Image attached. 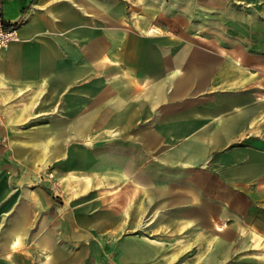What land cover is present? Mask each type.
Wrapping results in <instances>:
<instances>
[{
  "label": "crops",
  "instance_id": "0c3cea01",
  "mask_svg": "<svg viewBox=\"0 0 264 264\" xmlns=\"http://www.w3.org/2000/svg\"><path fill=\"white\" fill-rule=\"evenodd\" d=\"M228 12H238L235 26L255 28L251 38L264 45V0H4L3 23L15 38L0 51V105L8 103L13 121L43 120L29 139L64 141L71 129L92 121V109L97 122L126 124L125 151L99 154L86 162L87 169L109 166L141 181L156 199L161 222L174 226L186 220L184 228L213 231L216 214L238 217L232 214L239 203L235 192L264 204V48L238 38L241 30L229 39L195 34L200 18L207 28L226 29ZM156 13L161 27L173 18L174 40L167 37L164 44L185 47L143 53L137 75L146 86L134 102L129 92L136 70L124 61L136 48L134 29L143 32L145 43ZM121 76L128 79L126 100H106L102 85L110 82L113 90ZM108 110L109 118L100 120ZM13 153L22 157L18 147ZM24 153L27 161L40 155ZM27 177L26 170L13 182L0 176V264H106L97 259L98 249L88 254L87 231L72 228L70 216L52 224L50 199ZM31 188L37 195L29 194ZM249 220L252 228L223 229L218 251L225 250L227 239L237 245L235 251L248 247L234 236L264 235L261 220Z\"/></svg>",
  "mask_w": 264,
  "mask_h": 264
},
{
  "label": "rangeland",
  "instance_id": "374dc122",
  "mask_svg": "<svg viewBox=\"0 0 264 264\" xmlns=\"http://www.w3.org/2000/svg\"><path fill=\"white\" fill-rule=\"evenodd\" d=\"M136 1L139 4L143 3V0ZM139 14L142 13L136 12L135 16ZM226 15L230 16L227 17L230 22H227L226 29L222 28V24L216 28H207L206 21L200 18L198 21L200 25L195 31L197 37L214 34L229 39L231 35L238 37L241 30L242 33L238 38L251 47L257 45L264 48V45L255 44L254 38H251L257 34L255 28L241 27L239 29L235 26L232 20L236 19L235 15H239L238 12H228ZM155 17L156 27H152L151 34L145 35V43H143V32H137V28L134 29L133 41L136 48L124 61L126 66H134L136 70L132 83L134 92H129L132 96L134 95V102L140 101L146 86V83L141 81L142 76L137 75L143 70V53L185 47V44L177 46L164 44L167 37H171L169 39L171 41L174 40L173 18H167L170 22L165 28V25L161 27L159 23L158 13ZM162 24H165V21ZM129 29V32L133 30ZM153 33L156 34L153 35ZM186 35L189 37V33ZM225 44L220 46L225 47ZM88 78L91 82L98 79L89 76ZM127 82V76H121L118 79V87L114 86L113 90L110 82H104L102 85L104 98L111 101L118 97L122 104V101L127 98ZM94 88L95 85L91 84L90 89ZM97 88H100V85H97ZM90 95H94V90L90 92ZM4 104L0 105V151L3 153L0 154V165L6 170L0 173L1 179L13 182L21 171L26 170L27 179L38 185V190L50 199L48 214L52 224L57 226L60 219L64 218V214L66 218L70 216L72 228H82L87 231L88 254L98 249L99 261L106 264H148L144 260H150L149 264H264V235L234 236V239H241L248 245L237 251H235L237 245L233 246V241L229 242V239L226 240L223 251H218L216 245L221 238L219 233L223 229L233 228L238 231V229L252 228L254 223L249 220L251 218L261 220L262 223L259 225H264V204H252L243 193L235 192L239 203L235 208L233 207L232 214L239 218L228 220L218 218L216 214L213 231H204L201 227L197 230L184 228L183 224L187 222L186 220L179 221L177 225L173 222L174 226L168 225L169 223L159 221V207L156 199L143 187L141 181L128 180L125 173H117L109 166H104L101 170H91L86 167V162L95 159L99 154L110 155L116 152L113 148H124L125 151L127 148L126 124L112 126L108 122H97L95 110L92 109L90 113L93 117L92 121L82 129H71L70 137L64 141L29 139L31 134H34V129L44 126L41 124L43 120L20 118L13 121L7 117L10 113V110L6 108L8 103ZM21 104L23 103L14 105L25 106ZM109 116L110 111H104L100 120ZM137 126L140 125H135V128ZM114 131L116 133L112 134ZM16 147L22 157L14 155L13 151ZM63 147L64 154L61 150ZM137 148L136 144L135 149ZM27 149L34 150V153L40 152V155L29 157L28 160L31 162L27 161L25 158L28 154L24 153ZM58 149H60L59 152ZM53 151H55L53 156L44 155ZM136 158L141 161L142 155L139 154ZM79 161H84L85 164L80 165ZM29 194L37 195L32 188L29 189ZM153 208L157 211H154L152 215ZM228 209L230 208L227 206L224 211L228 213ZM84 216L87 217L85 223L80 221V217L83 219ZM100 223L101 226H99ZM92 244L99 246L89 248ZM143 251L145 253L149 251L150 255L140 254ZM209 257L211 260L206 262Z\"/></svg>",
  "mask_w": 264,
  "mask_h": 264
},
{
  "label": "built area",
  "instance_id": "2783aa9c",
  "mask_svg": "<svg viewBox=\"0 0 264 264\" xmlns=\"http://www.w3.org/2000/svg\"><path fill=\"white\" fill-rule=\"evenodd\" d=\"M4 0H0V51L5 48L9 42L14 40L15 34L14 29L5 27L1 15V5L3 4Z\"/></svg>",
  "mask_w": 264,
  "mask_h": 264
},
{
  "label": "trees",
  "instance_id": "16d2710c",
  "mask_svg": "<svg viewBox=\"0 0 264 264\" xmlns=\"http://www.w3.org/2000/svg\"><path fill=\"white\" fill-rule=\"evenodd\" d=\"M6 27V26H5Z\"/></svg>",
  "mask_w": 264,
  "mask_h": 264
}]
</instances>
